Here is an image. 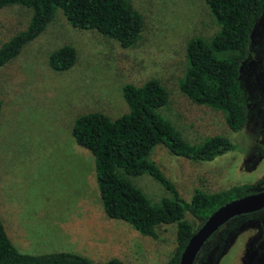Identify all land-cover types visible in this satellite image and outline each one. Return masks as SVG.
Segmentation results:
<instances>
[{
	"label": "rangeland",
	"instance_id": "rangeland-1",
	"mask_svg": "<svg viewBox=\"0 0 264 264\" xmlns=\"http://www.w3.org/2000/svg\"><path fill=\"white\" fill-rule=\"evenodd\" d=\"M142 27L128 47L93 29L72 27L60 10L19 52L0 65V218L19 252H72L95 264L114 257L123 264H167L176 246L174 224L156 228L151 238L102 210L91 153L71 136L74 119L97 111L114 118L127 111L124 83L156 78L167 93L159 113L189 144L212 135L230 139L234 148L210 161L176 156L162 145L148 154L188 200L194 190L214 192L235 184L264 188V13L251 32V54L241 71L250 101L248 123L230 130L223 114L192 103L177 87L186 65L184 47L191 37L208 40L217 24L204 0H128ZM29 9L0 8V44L22 30ZM62 44L74 48L66 70L51 69L48 53ZM148 201L167 190L143 173L130 177ZM192 227L199 221L185 213ZM218 228L193 264H261L264 210ZM223 226V227H224ZM225 231L221 234V232ZM218 234L222 241H217ZM260 234L259 236H257ZM217 249V250H216Z\"/></svg>",
	"mask_w": 264,
	"mask_h": 264
},
{
	"label": "trees",
	"instance_id": "trees-1",
	"mask_svg": "<svg viewBox=\"0 0 264 264\" xmlns=\"http://www.w3.org/2000/svg\"><path fill=\"white\" fill-rule=\"evenodd\" d=\"M204 1L218 27L206 41L197 36L186 41V65L177 87L192 103L220 111L227 127L238 131L248 123L250 114L241 71L251 54V32L264 13V0ZM9 4L28 8L29 17L22 30L0 44V65L35 38L57 9L72 27L93 29L122 47L131 46L142 27L140 14L128 0H0V8ZM74 60L75 51L69 44L53 49L47 57L49 67L61 71L68 69ZM121 94L126 112L114 118L97 111L80 114L74 119L70 133L73 140L93 156L95 181L106 216L121 219L151 238L157 237L159 225L174 224L176 246L167 264H176L188 237L212 210L232 198L253 192L254 188L251 184H235L214 192L194 190L188 200L183 199L174 184L148 159L151 149L162 144L176 156L210 161L232 150L233 142L225 136L212 135L197 145L187 143L159 113L167 102V93L156 78L139 85L124 83ZM143 173L164 187L169 196L150 203L130 181V177ZM262 180L264 176L259 181ZM262 210L264 208L235 216L227 225L237 219L254 218L255 213ZM186 212L199 221L197 226L192 227L185 217ZM223 226L224 230L226 226ZM221 234L218 239H222ZM0 264L95 263L72 252H19L8 238L0 218ZM101 264L123 263L111 257Z\"/></svg>",
	"mask_w": 264,
	"mask_h": 264
},
{
	"label": "water",
	"instance_id": "water-1",
	"mask_svg": "<svg viewBox=\"0 0 264 264\" xmlns=\"http://www.w3.org/2000/svg\"><path fill=\"white\" fill-rule=\"evenodd\" d=\"M264 208V188L232 198L212 210L188 237L176 264H192L208 238L235 216L256 212Z\"/></svg>",
	"mask_w": 264,
	"mask_h": 264
},
{
	"label": "flooded vegetation",
	"instance_id": "flooded-vegetation-1",
	"mask_svg": "<svg viewBox=\"0 0 264 264\" xmlns=\"http://www.w3.org/2000/svg\"><path fill=\"white\" fill-rule=\"evenodd\" d=\"M222 226H223V225H222ZM220 228H221V227H220ZM215 232H216V231H215ZM213 234H214V233H213ZM259 235H260V234H258L257 236H259ZM221 236H222V235H221ZM219 237H220V235L218 234V238H219ZM218 240H219V241H222V239L220 238V239H217L216 242H218ZM202 250H203V247L201 248V250L199 251V253H200ZM216 250H217V249H216ZM199 253L196 254V256H195V258H194V261H195V259L197 258V256H198ZM194 261H193V263H194ZM193 263H192V264H193Z\"/></svg>",
	"mask_w": 264,
	"mask_h": 264
}]
</instances>
